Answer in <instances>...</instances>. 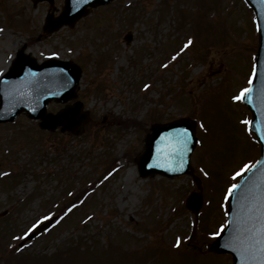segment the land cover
Returning a JSON list of instances; mask_svg holds the SVG:
<instances>
[{
  "label": "rangeland",
  "instance_id": "374dc122",
  "mask_svg": "<svg viewBox=\"0 0 264 264\" xmlns=\"http://www.w3.org/2000/svg\"><path fill=\"white\" fill-rule=\"evenodd\" d=\"M47 10V1L0 0V75L23 47L76 62L88 120L78 134L24 113L0 124L3 264H231L208 246L229 189L259 156L250 113L234 99L252 75V10L244 0H112L46 35ZM181 116L198 121L197 214L184 202L192 175L141 177L136 161L150 125ZM52 216L47 232L18 245Z\"/></svg>",
  "mask_w": 264,
  "mask_h": 264
},
{
  "label": "water",
  "instance_id": "95a60500",
  "mask_svg": "<svg viewBox=\"0 0 264 264\" xmlns=\"http://www.w3.org/2000/svg\"><path fill=\"white\" fill-rule=\"evenodd\" d=\"M41 0H35V2ZM49 2L43 31L50 34L63 25L72 26L88 13L89 7L112 0H64L61 12L54 16V0ZM254 12L258 47L255 53L252 81L242 99L251 111L250 129L260 146V156L240 177L229 194L227 223L211 243L216 252L232 255V264H264V0H245ZM81 76L80 67L70 60L49 58L41 62L19 50L9 70L0 77V122L13 121L21 112L40 119L39 126L78 133L87 120L81 102L65 105L56 113L46 112L50 100L65 103L76 98ZM144 139V150L137 159L142 177L159 174L168 178L192 173L191 153L196 146L195 122L179 118L151 125ZM185 130H187L185 132ZM186 141V143H185ZM199 189L186 199V205L197 211L201 204L200 180L193 176ZM50 219L36 227L26 239L47 228ZM250 250V251H249Z\"/></svg>",
  "mask_w": 264,
  "mask_h": 264
},
{
  "label": "snow or ice",
  "instance_id": "6c2138e0",
  "mask_svg": "<svg viewBox=\"0 0 264 264\" xmlns=\"http://www.w3.org/2000/svg\"><path fill=\"white\" fill-rule=\"evenodd\" d=\"M191 43H192V41H191V40H188V42L184 45V48H187ZM184 48H182L181 51H183ZM173 59H175V57H173ZM249 91H250V89H247V88L243 89V90L241 91L240 95L234 97V99H237V100H239V99H243L244 96H245V93H247V92H249ZM186 131H187V130H185V132H186ZM185 143H186V141H185ZM248 167H249L248 165H245V166H244L245 169H247ZM242 171H243V169H242ZM237 175H240V173H237ZM237 187H238V185L233 184V185L231 186V188L229 189V193H231L232 190L235 189V188H237ZM44 219H48V217H44ZM35 227H36V224H33V225H32V228H35ZM221 228H223V225L221 226ZM30 231H32L31 228L28 230V232H30ZM28 232H26L25 235H27ZM212 235H213V236H219L220 233H219V232H214V233H212ZM177 243L179 244V240L177 241ZM249 251H250V250H249Z\"/></svg>",
  "mask_w": 264,
  "mask_h": 264
},
{
  "label": "bare ground",
  "instance_id": "6f19581e",
  "mask_svg": "<svg viewBox=\"0 0 264 264\" xmlns=\"http://www.w3.org/2000/svg\"><path fill=\"white\" fill-rule=\"evenodd\" d=\"M24 51L31 53V50L29 48H24Z\"/></svg>",
  "mask_w": 264,
  "mask_h": 264
},
{
  "label": "flooded vegetation",
  "instance_id": "af4514ba",
  "mask_svg": "<svg viewBox=\"0 0 264 264\" xmlns=\"http://www.w3.org/2000/svg\"><path fill=\"white\" fill-rule=\"evenodd\" d=\"M1 264V263H0Z\"/></svg>",
  "mask_w": 264,
  "mask_h": 264
}]
</instances>
